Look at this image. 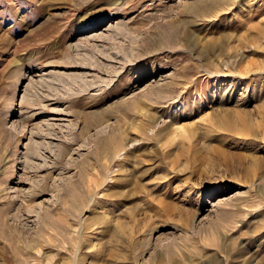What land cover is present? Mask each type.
<instances>
[{"label":"rangeland","instance_id":"rangeland-1","mask_svg":"<svg viewBox=\"0 0 264 264\" xmlns=\"http://www.w3.org/2000/svg\"><path fill=\"white\" fill-rule=\"evenodd\" d=\"M0 264H264V0H0Z\"/></svg>","mask_w":264,"mask_h":264},{"label":"bare ground","instance_id":"bare-ground-1","mask_svg":"<svg viewBox=\"0 0 264 264\" xmlns=\"http://www.w3.org/2000/svg\"><path fill=\"white\" fill-rule=\"evenodd\" d=\"M217 9H218V8H217ZM204 11H205V10H204ZM209 12H210V11H209ZM223 156H224V155H223ZM223 159H224V160H223V163H225V165H227V164L229 165V164H230V160H229L228 157H227V158L224 157ZM37 249H38V248H37ZM37 252H38V250H37ZM179 254H180V253H179ZM184 259H185V258H184ZM175 263H176V260H175Z\"/></svg>","mask_w":264,"mask_h":264}]
</instances>
